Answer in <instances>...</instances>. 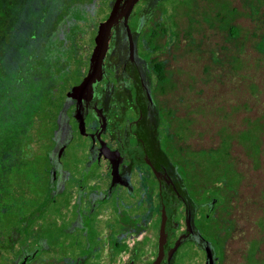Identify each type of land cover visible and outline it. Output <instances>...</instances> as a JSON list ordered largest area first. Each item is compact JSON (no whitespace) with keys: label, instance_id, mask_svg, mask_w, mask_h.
<instances>
[{"label":"flooded vegetation","instance_id":"af4514ba","mask_svg":"<svg viewBox=\"0 0 264 264\" xmlns=\"http://www.w3.org/2000/svg\"><path fill=\"white\" fill-rule=\"evenodd\" d=\"M176 1L182 7L183 1ZM40 4L39 15L25 12L12 25L18 31L14 38L20 40H8L14 42L12 55L17 57L13 70L23 73L25 84L1 113L7 119V112H42L46 99L44 121L51 128L43 141H23L22 136L33 133L29 125L43 126V119L36 123L32 116L17 124L8 119L14 130V161H32L35 145L46 144V186L34 205L28 206L30 196L18 194L25 209L15 216L18 226L5 241L12 247H5L1 264H181L173 248L188 206L172 184L160 150L195 205V225L209 243L215 264H229L234 242L244 258L255 212L249 207L247 215H241L244 206L233 190L202 183L209 148L199 150L205 156L198 165L200 174L192 158V112L199 113L206 126L209 109L228 106L239 111L246 106L248 111H264L250 84L240 92L241 73L234 65L238 57L229 56L238 38L231 46L226 39L213 43L199 30L204 16L208 29L230 25L238 31V8L231 9L228 0L221 9L195 5L194 17L182 28L176 16H182L183 8L171 0ZM32 29L40 30L38 39H31ZM212 52L220 66L211 64ZM192 63L201 64L197 77ZM200 132L203 143L206 127ZM240 221L249 230L246 237Z\"/></svg>","mask_w":264,"mask_h":264},{"label":"rangeland","instance_id":"374dc122","mask_svg":"<svg viewBox=\"0 0 264 264\" xmlns=\"http://www.w3.org/2000/svg\"><path fill=\"white\" fill-rule=\"evenodd\" d=\"M15 1L17 0H0V110L1 106H4L5 104L12 102L14 99V96H18L21 94V90L23 89V83L25 84V81L21 80L24 75L20 71L13 70L16 68V64H14V60L17 57L13 58L12 55V50L13 46L11 47L12 42H9L8 40L10 39H15L17 41L18 38H14L18 35V31L16 29H13L12 25H8V20L10 21V16L12 15L13 12V7L15 6ZM183 5L182 7L179 6L178 2L176 0H171V3L173 2L174 4H178V7L183 8L181 15L176 16L178 17V22L182 25V28H185V21L190 24L191 18H193V12L192 8L195 5H202L207 3L206 6L210 7H217V8H222L226 4L225 1H218V2H211L208 0H199L202 3H199L198 0H182ZM229 1V7L231 8L232 6H235L238 8V20L237 23L240 25L242 28V33L247 34L248 31H251V28L253 23L251 20H249V11L244 7V4L246 5V2L243 0H228ZM228 6V2L225 7ZM204 7V6H203ZM31 9H34V6H31ZM200 9V8H199ZM185 11V13H184ZM203 14V13H202ZM230 14V11H229ZM195 15V14H194ZM1 18H3V21L7 23V26L5 27V24L1 22ZM197 20H200V16H195ZM201 23L200 24V33L205 36H210V39L213 43H216V40L218 41H223L226 39V32L228 26H225L221 30H216L215 27L213 29H208L206 23L207 20L204 16L201 18ZM194 28L197 29L196 25H194ZM5 29V32L3 31ZM40 31V30H39ZM37 29H32L30 30V37L31 39H38L39 35L41 33ZM28 35V33H27ZM220 36V38H219ZM242 39L243 40L245 37L247 39L248 36H244L242 34ZM250 37V36H249ZM26 38H23L21 40H24ZM251 38H249V41L245 42L246 45V57L249 58L251 63H254L256 61V56L255 54L250 55L251 53ZM184 43V41H182ZM222 43V42H221ZM225 43V42H224ZM21 45V44H18ZM225 45V44H224ZM196 47L192 46V49L194 50ZM37 46L35 48H32V51L36 50ZM43 49V45H42ZM201 49V48H200ZM210 49V48H208ZM195 59V58H194ZM192 60L195 62L196 60ZM178 66V64H176ZM192 75L194 76H199L200 72V63L195 64L192 63ZM20 67H25L23 65H20ZM22 69V68H21ZM245 72V71H243ZM242 73V72H240ZM253 77H256L255 84L256 85H263L264 84V73L261 75H258V73L253 72ZM28 79L26 80L27 83ZM243 86V83H242ZM255 93V92H254ZM43 95H46L45 92L43 91ZM240 103L244 102V97H240ZM262 99V97H261ZM251 100V99H250ZM263 100V99H262ZM233 103V102H232ZM47 101L46 99L43 98V111L42 112H34V110L31 108L29 109L28 112L24 115L23 113H20L18 115H15L14 113H9L7 112V117L11 121H14L13 123L20 122L23 118L24 119H29L30 117L34 116V120H36V123H39V120L43 119V126L42 123L37 125V127H32L29 125L33 131L32 134H26L23 133V141H32L36 137L39 138V140L46 139L48 134H49V125L48 121H44L46 119V113H47ZM263 109V105L259 108ZM240 115V114H239ZM236 116L235 123H238L240 116ZM2 117V116H1ZM263 117V116H262ZM17 120V121H16ZM33 125V124H32ZM36 125V124H35ZM242 125V124H241ZM45 126H47L45 128ZM213 131L217 133V129L213 128ZM227 129V128H226ZM255 129V127H254ZM228 131L232 129H227ZM200 131V130H199ZM232 134V133H231ZM216 135L215 133L211 134V137L208 135L204 136V140L202 143V139L198 138L194 143H193V151L192 152V158L201 161L205 156L202 155L201 151L198 150H206L214 145H216ZM244 138L242 139L241 137H237L236 141H238V144H240L241 148L243 150L249 148V151L252 153V158H247V154L245 152H242V149L238 145L232 146L231 147V153H232V164L234 165V170L236 174L231 171L227 173V181L226 185H224L225 188L228 187V189L233 190V193H231L233 196H236V200L240 201V205L244 206L242 212L245 211V215L248 213L249 207L255 212L254 215H250L252 217V220L250 221V226L252 227V230L249 231L248 228L246 227V224L244 225L243 221L239 222V226L243 227L245 232V237L247 235V232L249 233L250 237L252 238L251 240V245L249 251H246L245 257L243 258V252H240V245L237 246L236 243H230V250L229 252V264H240L242 260L246 261L248 264H264V134L259 135V153L257 152V142L255 141V134L253 137H251L250 134L244 135ZM218 139V138H217ZM219 140V139H218ZM22 141V142H23ZM233 142V141H232ZM234 143V142H233ZM7 147V150L9 149L11 155H13L14 147H13V139L10 140L9 136L2 137L0 139V148L1 146ZM246 148H245V146ZM5 147V148H6ZM47 148L46 144L44 143H37L34 147V157L32 161L27 162L26 164H23L19 161H14L11 158L10 164L7 166H2L0 168V172L8 174L9 175V180L8 178L1 180V184L5 182L8 185V182L12 181L14 186L13 191L19 195H25V196H30V202L28 206L34 205L38 201H40L42 195L44 194L45 186H46V175L43 170V167L47 165L46 159L43 155L44 150ZM210 155L207 157V162H208V171L207 175L204 177L202 175V183L206 184L208 187L211 189L212 184L215 180V177L220 175V171L216 167V161L220 163L219 166L222 167L224 165L223 157L219 153H209ZM258 155V156H257ZM44 157V158H43ZM254 159V160H253ZM16 162V164H13ZM193 162V161H192ZM197 166L195 167L196 169L199 170L198 174H200V167L198 166L199 163L195 161ZM238 173V174H237ZM221 183V181H220ZM218 185V188H221L222 185L216 183ZM31 189V190H30ZM31 191V192H30ZM6 203H3V205ZM27 207V206H26ZM248 208V209H247ZM237 210L233 212V216L237 215ZM2 213L0 214V228L4 225V228L6 225L9 223H13V225L18 226L17 223L15 222V214L14 213H6L4 216V219L2 217ZM255 222V224H254ZM209 227L211 228L213 225L211 223H207ZM2 231V230H0ZM251 233V234H250ZM8 233H6L7 236ZM248 238V237H247ZM0 241L2 240V237L0 236ZM242 242V241H241ZM6 245L3 242H0V258L4 257L7 252L6 250ZM1 264V262H0Z\"/></svg>","mask_w":264,"mask_h":264},{"label":"trees","instance_id":"16d2710c","mask_svg":"<svg viewBox=\"0 0 264 264\" xmlns=\"http://www.w3.org/2000/svg\"><path fill=\"white\" fill-rule=\"evenodd\" d=\"M246 2V5L244 4V7L249 11V20L252 21L253 25L251 28V31H248L247 34L242 33V28L239 27L238 31H235L233 27H230V25L227 28L226 32V42L229 44V46L232 45L231 40L238 38V42L236 45L235 52L232 54L229 52V56L238 57V59L234 60V65L239 69L240 72H242L239 75V89L240 92L243 88L248 87V84L251 86V93L254 95L256 99V103H261L264 105V84L263 85H256L255 79L256 77H250V73H258V75H261L264 73V0H243ZM41 0H31V4H28V0H17L15 1V6L13 7L12 15L10 16V21L8 20V25H13L14 23L19 22L18 18L21 16H24L25 12H30L31 15L36 16L41 13V8L43 7L40 4ZM226 2V0H225ZM31 6H34V9H31ZM232 9V7H231ZM15 18V22L11 21L12 18ZM4 23V22H3ZM5 27L7 26V23L5 22ZM5 32V29L3 30ZM242 34L244 36H248L243 40ZM250 36V37H249ZM249 38H251V53L255 54L256 61L254 63H251L250 60H247L246 58V45L245 42L249 41ZM226 49V48H225ZM211 61L216 66H220L219 61L217 60V54L212 52L211 54ZM242 57H245L242 59ZM231 64V63H230ZM233 66V64H231ZM210 65H207L209 67ZM209 71V70H208ZM245 71V72H243ZM229 73H232V70L229 71ZM209 75V74H208ZM243 83V86H242ZM255 92V93H254ZM262 97V99H261ZM242 103V102H241ZM7 105L1 106L0 110V139L5 136H9V139H13V128L10 125V122L8 121V118L6 119L5 115H2L1 112L5 111ZM247 107H240L239 111L230 110L228 109V106L226 107H220L219 109H213L208 110L206 113L207 116V125H203L199 119V113L192 112V137L193 139L197 140L201 132L199 131L201 128L206 127L208 135L211 137V134L215 133L216 142L217 145H214L210 147L207 151V157L210 155L209 153H219L223 157L224 165L222 167L219 166L218 160L216 161V167L220 171V175L215 177V180L212 184V189H216V183L219 182L220 185H226L227 181V173L231 171V173L235 172L234 165L232 164V153H231V147L238 145L241 148L240 144H238V141H236L237 137L244 138V135L250 134L251 137L255 134L256 142H257V152L259 153V135L264 134V111L259 112H252L246 110ZM240 114V115H239ZM240 116L238 123H235L236 116ZM2 116V117H1ZM263 116V117H262ZM242 124V125H241ZM213 128L217 129V133L213 131ZM255 127V129H254ZM232 129L231 131L227 129ZM12 133V136H10ZM232 133V134H231ZM219 140H218V139ZM234 143H233V142ZM245 146V145H244ZM6 147V145H5ZM1 146L0 148V168L2 166H7L10 164V161L12 159V155L7 150V147ZM237 147V146H236ZM246 148V146H245ZM199 151V150H198ZM196 152V151H194ZM242 152H246L247 155L252 158V153L249 151V148L243 150ZM202 155H204L202 153ZM258 156V155H257ZM11 158L10 160H8ZM13 160V159H12ZM254 160V159H253ZM18 161V160H17ZM16 161V162H17ZM199 164H201V161L196 160ZM16 162L13 164H16ZM208 162L206 161V170L208 171ZM236 174V173H234ZM238 174V173H237ZM9 175L0 172V181L3 179L8 178ZM9 180V178H8ZM221 181V183H220ZM14 186L12 181L8 182V185L3 182L1 184L0 182V214L2 213V217L4 219V216L6 213H14L15 216L22 215L25 207L22 205V202L19 201L18 194L13 191ZM210 188V187H209ZM228 188V187H227ZM226 188V189H227ZM211 189V188H210ZM3 203H6L3 205ZM17 226L13 225V223H9L4 228V225L2 228H0V236L2 237V240L6 241L7 236L6 233H9L10 231H15ZM8 235V234H7ZM0 241V242H3ZM12 242H9L6 247L11 248Z\"/></svg>","mask_w":264,"mask_h":264},{"label":"water","instance_id":"95a60500","mask_svg":"<svg viewBox=\"0 0 264 264\" xmlns=\"http://www.w3.org/2000/svg\"><path fill=\"white\" fill-rule=\"evenodd\" d=\"M148 97L150 106L153 108L154 112L155 109L153 101L150 95ZM160 153V160L164 163L165 170L169 172L172 184L174 185L177 193L185 199L188 206L187 214L184 220V228L175 243L173 253L176 255L181 264H215L214 255L209 243L203 239L195 225V205L178 178L175 166L171 164L161 150ZM44 204L45 203L40 205L33 212V214L40 211L44 207Z\"/></svg>","mask_w":264,"mask_h":264}]
</instances>
